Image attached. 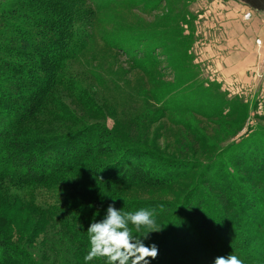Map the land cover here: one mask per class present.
Here are the masks:
<instances>
[{
    "label": "trees",
    "instance_id": "16d2710c",
    "mask_svg": "<svg viewBox=\"0 0 264 264\" xmlns=\"http://www.w3.org/2000/svg\"><path fill=\"white\" fill-rule=\"evenodd\" d=\"M61 2L0 0V199L30 206L43 221L58 224L73 242L71 252L82 256L88 251V226L102 218L94 213L96 207L105 212L113 204L123 211L155 210V227L162 231L153 242L158 254L148 258L149 264H212L230 253L244 264H264V242L243 237L238 225L243 222L264 237L259 192L249 185L264 180L263 139L241 140L244 149L235 161L247 179L210 165L214 173L206 177L205 167L123 144L104 124L81 123L66 132L27 125L41 114L52 88L60 86L71 94L75 81L60 72L87 45L76 25L78 17ZM199 139L204 141L203 136ZM196 169L197 181L177 204L127 201L114 194L120 186L167 187ZM20 189L28 196L25 201L16 197ZM42 192L55 195L51 203H36ZM3 209L0 264H38L31 253L2 236L3 227L15 218L12 207ZM89 264H103V258Z\"/></svg>",
    "mask_w": 264,
    "mask_h": 264
},
{
    "label": "rangeland",
    "instance_id": "374dc122",
    "mask_svg": "<svg viewBox=\"0 0 264 264\" xmlns=\"http://www.w3.org/2000/svg\"><path fill=\"white\" fill-rule=\"evenodd\" d=\"M86 1L61 2L76 14V25L87 39L76 61L60 72L75 81L73 91L52 88L41 114L27 125L66 132L81 123L104 124L123 144L205 167L206 177L214 173L210 165L247 179L249 175L238 170L235 155L244 149L239 146L243 138L264 140L262 50L256 57L257 70L247 71V77H223L211 70L209 58L210 51L216 52L225 42L217 39L225 33L215 18L218 15L219 20L218 8L204 16L211 0ZM213 61L218 62V56ZM199 174L192 170L163 188L120 186L114 194L127 201L177 204ZM249 185L256 187L264 210V180ZM21 191L16 197L25 201L28 196ZM51 196L55 195L42 192L36 203H51ZM0 203V215L4 207H12L15 216L3 227L2 236L31 253L38 264H84L79 252H71L73 242L58 224L43 221L30 206L3 199ZM96 208L94 213L103 217L105 212ZM225 209L231 213L227 205ZM238 225L243 237L264 242L256 228L240 221ZM154 230L147 233L142 228L133 234L147 235L141 239L150 245L162 231L157 226Z\"/></svg>",
    "mask_w": 264,
    "mask_h": 264
},
{
    "label": "clouds",
    "instance_id": "9594fccd",
    "mask_svg": "<svg viewBox=\"0 0 264 264\" xmlns=\"http://www.w3.org/2000/svg\"><path fill=\"white\" fill-rule=\"evenodd\" d=\"M154 209L140 208L136 211H123L109 204L103 217L93 220L87 228L88 251L83 256L84 264L95 258H103V264H149L148 258H155L158 247L146 245L139 233L142 228L156 231ZM212 264H244L235 254L217 256Z\"/></svg>",
    "mask_w": 264,
    "mask_h": 264
},
{
    "label": "crops",
    "instance_id": "0c3cea01",
    "mask_svg": "<svg viewBox=\"0 0 264 264\" xmlns=\"http://www.w3.org/2000/svg\"><path fill=\"white\" fill-rule=\"evenodd\" d=\"M208 5L210 11L205 10L204 16L211 14L212 8H218L219 20L218 15L215 18L225 30L217 38L225 41L222 47L209 53L211 70L223 77H247V71L257 70L255 61L259 50L264 53V0H211ZM245 15H249L248 19ZM256 42L261 43L258 47L261 49ZM215 56L218 62L213 61Z\"/></svg>",
    "mask_w": 264,
    "mask_h": 264
},
{
    "label": "built area",
    "instance_id": "2783aa9c",
    "mask_svg": "<svg viewBox=\"0 0 264 264\" xmlns=\"http://www.w3.org/2000/svg\"><path fill=\"white\" fill-rule=\"evenodd\" d=\"M248 17H249V15H245V19H248ZM257 45H258V47L261 45V43L260 42H257Z\"/></svg>",
    "mask_w": 264,
    "mask_h": 264
}]
</instances>
